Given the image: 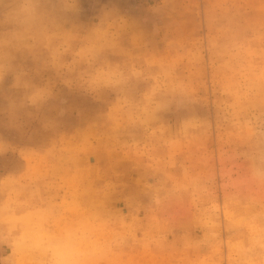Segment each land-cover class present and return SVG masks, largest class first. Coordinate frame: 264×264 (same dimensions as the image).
Listing matches in <instances>:
<instances>
[{"label": "rangeland", "instance_id": "obj_1", "mask_svg": "<svg viewBox=\"0 0 264 264\" xmlns=\"http://www.w3.org/2000/svg\"><path fill=\"white\" fill-rule=\"evenodd\" d=\"M41 2L0 39V264H264V0Z\"/></svg>", "mask_w": 264, "mask_h": 264}, {"label": "crops", "instance_id": "obj_2", "mask_svg": "<svg viewBox=\"0 0 264 264\" xmlns=\"http://www.w3.org/2000/svg\"><path fill=\"white\" fill-rule=\"evenodd\" d=\"M55 1L56 3L59 1L63 5L68 4L67 0H55ZM41 3H42L41 0H0V39L4 40L5 25H14V28L17 25L19 27L18 32H21V31L27 32L26 29L24 28L29 27L30 29L28 30V32L30 34L31 33L36 34L35 28L31 29V27H35L33 23L36 21V18L38 16V13H37L38 5ZM46 14H47L46 16L52 15L50 11ZM15 30L16 29H14V32ZM51 31H52V28L49 27V25L47 24L46 27H44V35L47 36V34L51 33ZM0 43H3V42H0ZM5 45L7 44L5 43ZM2 51H4V49H2ZM13 59L16 60L17 58L12 57V58L7 59L1 56L0 66H4L6 64H12ZM10 77L12 76L8 75L6 79L10 80ZM2 79L4 81L5 76H1V73H0V80ZM15 176L17 175H13V177Z\"/></svg>", "mask_w": 264, "mask_h": 264}]
</instances>
